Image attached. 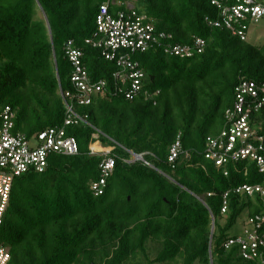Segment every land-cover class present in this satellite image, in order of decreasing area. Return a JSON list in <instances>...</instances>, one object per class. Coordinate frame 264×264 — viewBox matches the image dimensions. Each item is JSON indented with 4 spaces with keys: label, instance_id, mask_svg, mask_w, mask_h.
Returning a JSON list of instances; mask_svg holds the SVG:
<instances>
[{
    "label": "trees",
    "instance_id": "1",
    "mask_svg": "<svg viewBox=\"0 0 264 264\" xmlns=\"http://www.w3.org/2000/svg\"><path fill=\"white\" fill-rule=\"evenodd\" d=\"M108 1L0 0V106L17 111L16 131L33 137L64 126L61 91H73L70 42L84 52L92 81L108 83L104 96L77 108L88 125L68 129L79 154L54 155L43 174L16 181L0 228L9 264H141V257L148 264H257L246 261L239 246L226 248L244 237L251 220L264 219V199L235 192L262 184L257 165L232 163L226 177L206 153L208 140L226 127L240 83H264V44L209 26L207 19L219 17L211 0H134L158 32L172 36L173 46L197 39L206 46L189 59L164 49L136 55L146 79L143 93L128 100L118 92L126 86L114 78L117 64L86 42ZM252 127L264 137V109ZM179 138L182 153L172 164ZM98 141L116 159L100 197L91 189L101 178L103 158L91 153ZM132 153L144 162L130 163ZM241 220L242 232L232 234ZM150 243L159 247L153 260Z\"/></svg>",
    "mask_w": 264,
    "mask_h": 264
},
{
    "label": "built area",
    "instance_id": "2",
    "mask_svg": "<svg viewBox=\"0 0 264 264\" xmlns=\"http://www.w3.org/2000/svg\"><path fill=\"white\" fill-rule=\"evenodd\" d=\"M219 11L217 19H207L209 26L229 30L235 37L248 42L250 25L264 21V0H211ZM135 2L127 0H109L101 6L97 16V31L86 42L101 50L109 62L116 63L120 69L114 78L126 89L120 87L119 93H125L128 100H133L143 93L146 73L139 61L138 54L156 49H164L171 57L193 58L204 52L206 42L197 39L193 45L173 46L172 36L157 31L154 23L146 15L135 9ZM112 8H114L113 11ZM67 56L73 67L71 82L73 91L61 95L66 105V119L62 127L48 129L29 137L16 131L17 111L12 107L0 106V228L4 226L11 208L16 181L30 173L43 174L49 159L54 155L76 156L79 144L70 136L68 129L80 124L88 125L85 118L77 113V108L91 106L95 99L104 96L107 91L106 81L93 82L84 65V52L70 42ZM235 104L226 112V127L217 137H211L207 144L206 159L223 170L229 176L232 163L251 161L257 165L263 182L258 185H244L235 192L242 196L264 199V137L253 131L252 117L264 109V83L244 80L236 89ZM99 145V149L94 146ZM101 142L91 146L93 156L103 158L100 163L101 178L92 184L96 197L104 195L109 179L116 168V159L110 154L112 148ZM182 153L180 138L171 149L169 163L175 164ZM133 162H144L143 156L135 155ZM148 165V164H147ZM229 194H226L225 199ZM227 202L223 214H227ZM244 237L231 239L226 248L240 247L246 261L264 264L263 218L251 220ZM10 250L0 247V264H9Z\"/></svg>",
    "mask_w": 264,
    "mask_h": 264
},
{
    "label": "rangeland",
    "instance_id": "3",
    "mask_svg": "<svg viewBox=\"0 0 264 264\" xmlns=\"http://www.w3.org/2000/svg\"><path fill=\"white\" fill-rule=\"evenodd\" d=\"M127 1L132 3L134 0H127ZM250 27L251 28H250L248 40H250V42L253 44H256L259 46L263 45L264 44V21H261L258 24L253 23L250 25ZM243 220L238 221V224L232 230V234H240L242 232V230H243L242 228H243V224H244ZM158 252H159L158 245L150 243L149 244V254H148V255H150V259H152V260L155 259ZM139 263L148 264L147 261L145 259H143V257H141Z\"/></svg>",
    "mask_w": 264,
    "mask_h": 264
}]
</instances>
